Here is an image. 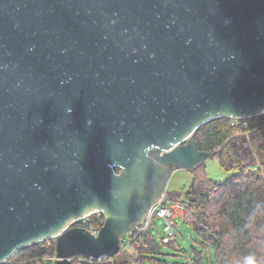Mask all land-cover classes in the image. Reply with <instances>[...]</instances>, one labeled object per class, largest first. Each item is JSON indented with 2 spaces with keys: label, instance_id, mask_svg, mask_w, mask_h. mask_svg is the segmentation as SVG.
<instances>
[{
  "label": "water",
  "instance_id": "1",
  "mask_svg": "<svg viewBox=\"0 0 264 264\" xmlns=\"http://www.w3.org/2000/svg\"><path fill=\"white\" fill-rule=\"evenodd\" d=\"M263 116L264 0H0V264L116 256L200 127Z\"/></svg>",
  "mask_w": 264,
  "mask_h": 264
},
{
  "label": "trees",
  "instance_id": "2",
  "mask_svg": "<svg viewBox=\"0 0 264 264\" xmlns=\"http://www.w3.org/2000/svg\"><path fill=\"white\" fill-rule=\"evenodd\" d=\"M233 121L218 119L194 134L197 150L211 153L228 176L223 181L208 178L203 163L190 171L192 179L185 191L167 190L165 197L184 205L182 222L203 251L210 252L208 264H246L250 255L256 264H264V119ZM101 220L95 215L88 224L100 227ZM140 239L144 246L135 249L134 259L116 261L118 254L102 260L82 256L74 264H166L151 230ZM175 251L181 252L176 246ZM203 251L193 249V257L181 264H204ZM54 255L55 242L50 240L20 250L11 264H39Z\"/></svg>",
  "mask_w": 264,
  "mask_h": 264
},
{
  "label": "rangeland",
  "instance_id": "3",
  "mask_svg": "<svg viewBox=\"0 0 264 264\" xmlns=\"http://www.w3.org/2000/svg\"><path fill=\"white\" fill-rule=\"evenodd\" d=\"M264 119V116L261 117ZM205 174L208 178L215 181H223L228 175L223 172L216 161L215 158H209L204 162ZM192 172L187 170H176L171 175L167 190L168 192H178L181 193L186 190V188L191 183ZM155 226L151 229L152 235L155 236L156 241L160 245L161 252L165 255L162 256V260L166 264H181L185 263L188 257H193V249L197 251H203L202 246L197 243L198 240L196 236L190 231V229L183 224L182 221L177 220V229H176V240L173 243V246H165L160 244V238L163 236V221L159 218L154 219ZM175 246L180 249V253L175 251ZM203 262L208 264L210 261L209 253L205 250L203 251ZM175 255V256H173ZM116 261H126L134 259V252L132 250H125L118 253Z\"/></svg>",
  "mask_w": 264,
  "mask_h": 264
},
{
  "label": "built area",
  "instance_id": "4",
  "mask_svg": "<svg viewBox=\"0 0 264 264\" xmlns=\"http://www.w3.org/2000/svg\"><path fill=\"white\" fill-rule=\"evenodd\" d=\"M240 122L241 120H237V119L233 121L234 124H239ZM184 214H185V208L183 204L179 202L170 201L164 196L162 200L153 208L149 218L141 226H139L131 235L121 240L119 253L129 249L132 250L135 254L136 248L143 247L144 242L140 238L143 234H146L148 231H150L153 228V226H155L154 219L156 218H159L163 221V236L160 238L161 243L173 244L176 240V229H177L176 222L177 220L182 221L184 218ZM96 216L101 217L102 219L101 215L96 214ZM89 218L80 221L82 222V224L78 227L85 229L93 236H97L99 229L102 226V222L100 227L96 225L88 224ZM176 249L179 248L176 246ZM80 257L82 256H77L75 258H72L71 261L74 263L77 260H81ZM102 259H106V257L97 260H102ZM11 260L7 261L4 264H11L12 262ZM55 261H56V254L52 257L41 259L39 261V264H54Z\"/></svg>",
  "mask_w": 264,
  "mask_h": 264
},
{
  "label": "clouds",
  "instance_id": "5",
  "mask_svg": "<svg viewBox=\"0 0 264 264\" xmlns=\"http://www.w3.org/2000/svg\"><path fill=\"white\" fill-rule=\"evenodd\" d=\"M246 264H256L255 256H248L245 258Z\"/></svg>",
  "mask_w": 264,
  "mask_h": 264
}]
</instances>
